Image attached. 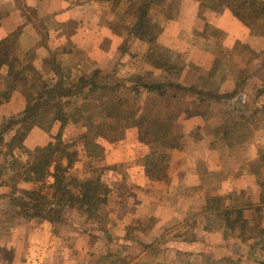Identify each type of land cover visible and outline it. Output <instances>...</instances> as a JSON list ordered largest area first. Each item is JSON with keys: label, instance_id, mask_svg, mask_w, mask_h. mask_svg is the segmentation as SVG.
Listing matches in <instances>:
<instances>
[{"label": "rangeland", "instance_id": "1", "mask_svg": "<svg viewBox=\"0 0 264 264\" xmlns=\"http://www.w3.org/2000/svg\"><path fill=\"white\" fill-rule=\"evenodd\" d=\"M150 1L116 0L111 7L108 5L111 14L102 17V25L99 26L104 31H99L95 41L88 38L80 40L81 35L75 41H54L46 30L42 44L50 57L44 67L48 70L55 67L58 59L60 75L57 77H66L69 83L89 76L97 68L103 69L108 77L123 82L126 94L133 97L137 88L144 90L141 84L146 82L196 86L207 93L221 94V100L200 99L190 92L167 87L155 95L142 92L138 100L148 105L168 103L169 100L176 102L179 113L173 131L193 149V177L201 179L200 190L194 194L197 208L200 209L201 194L205 193L208 202L216 197L222 198L221 205L229 207L232 215L226 219L223 212L214 211L206 215L205 210L188 214L186 219L182 215L169 236L171 242H166L164 237L156 241L149 238L152 245H148V241L140 245L143 236H150L149 231L156 224L148 213L145 218L141 216L143 221L136 217L141 196L134 192L136 188L128 186L130 181L125 178L129 175L127 165L118 161L125 153L123 147L131 144L134 163L143 165L146 148L138 143L137 131L124 129L120 139L113 143L100 138L98 142L105 156L100 161L86 158L80 140L85 129L80 124H70L63 130L62 138L72 145L71 151L78 156L70 171L71 176L82 180L101 177L111 193L96 218L81 217L77 211H67L55 223V234L66 243L65 264H166L177 252L179 255L175 259L180 264L264 263V58L242 45L234 49L225 46L224 35L211 24L214 17L208 16V12H217L202 6L203 3L213 4L211 0H167L161 6L154 4L147 16L146 39L130 38L138 10ZM190 2H200L201 6L198 9ZM24 13L29 19L38 20L31 10L24 9ZM206 17L212 19L207 20ZM256 33L261 31L256 29ZM151 38L154 41L150 43ZM11 47L14 57L22 52L20 48ZM207 48L213 53L212 57L204 56L203 50ZM149 54L153 58L161 56L167 59L172 68H156V59L148 57ZM34 59L35 55H27L23 62L33 63ZM255 62L258 67L250 72L249 65L253 63V67ZM206 68L211 69L209 73H206ZM67 69L71 73L61 76ZM46 78L50 80L48 74H37V78H32L34 82L26 83L24 97L33 85L38 89L46 84ZM3 119L0 118V123ZM209 144L213 148H209ZM211 151H215L212 156L209 155ZM18 158L23 162L28 160L26 155ZM2 159L0 155V161ZM5 180L10 185L18 184L16 177L1 179ZM50 180L53 178L49 177L48 183ZM38 186L33 184L30 188L35 190ZM185 191L182 189L181 192ZM45 194L52 199L54 191L46 190ZM128 194L132 201L129 206L132 240L122 244L121 235L117 234L119 230L115 232L118 228L116 220L119 221L116 211L125 206L124 198ZM163 203L161 198V205ZM148 205L142 212L151 210L152 204ZM180 207L186 208L188 204L182 203ZM238 211L243 212L241 218ZM18 212L12 202L3 203L0 208V241L10 235V228L18 220L24 219L18 218ZM112 213L114 217L109 216ZM229 222V235L222 238V227L225 228ZM204 227L208 228L207 233H202ZM164 230L157 227V234H163ZM183 236L187 239L185 245L178 240ZM191 239H200L201 244L192 247L188 242Z\"/></svg>", "mask_w": 264, "mask_h": 264}, {"label": "trees", "instance_id": "2", "mask_svg": "<svg viewBox=\"0 0 264 264\" xmlns=\"http://www.w3.org/2000/svg\"><path fill=\"white\" fill-rule=\"evenodd\" d=\"M167 0H152L138 10V18L133 24L129 37L132 39H146L147 16L151 7L156 4L164 5ZM213 4L203 3L204 8H209L217 13L230 11L235 18L245 26L255 27L264 18V1L262 0H211ZM4 40L0 43V68H8L9 78L25 81L32 67L23 70L16 68L18 59L14 57L13 50ZM151 38L148 42H153ZM152 56V57H151ZM156 59V68L170 69L171 63L163 58ZM141 80V79H140ZM138 80V82H140ZM66 77H59L54 84L46 83L41 87H30L26 94L25 110L14 117L3 119L0 123V186L11 188L10 202L19 209L18 218L26 220L41 219L57 223L67 211H77L88 218L97 217L102 206L107 204L111 193L109 186L101 177L94 180H82L71 176L70 171L77 162V153L71 151L72 145L62 138V132L68 125H79L85 129L80 140L85 156L88 159L103 160L104 154L98 140L100 138L115 142L120 139L124 129H135L137 141L146 148L143 158V167L146 177L152 182H168L169 168L172 157L171 151L184 149L183 137L176 135L173 124L178 117L179 110L176 102L148 105L138 100L139 95H155L165 91L167 87H174L195 94L200 99L209 97L221 100V94L207 93L196 86L181 84L143 83V91L137 88L135 96L126 94L123 82L117 81L106 75L105 70L97 68L89 76L81 77L75 82H68ZM16 90L15 83H10L1 93L2 103L8 102ZM34 91L37 93L34 94ZM161 95V94H160ZM55 123L61 124V132L55 142L33 151L26 149L24 142L34 128L50 132ZM78 144V143H77ZM26 155L27 161L23 162L18 157ZM8 177H16L17 185H10ZM53 178V183H48V178ZM38 184L35 190L19 187L20 184ZM46 190H53L50 199ZM222 198L216 197L207 201V213L214 211L223 212L228 219L232 215L229 207L222 206ZM210 203V204H209ZM209 204V205H208ZM241 218L242 211H238ZM213 218V216H210ZM226 223L224 234L229 231ZM264 248V246H263ZM264 264V263H261Z\"/></svg>", "mask_w": 264, "mask_h": 264}, {"label": "crops", "instance_id": "3", "mask_svg": "<svg viewBox=\"0 0 264 264\" xmlns=\"http://www.w3.org/2000/svg\"><path fill=\"white\" fill-rule=\"evenodd\" d=\"M115 1L116 0H0V43L4 40H9L8 43L15 46L16 49L20 48L22 51L15 56L18 59L16 62L17 69L21 71L26 67L33 68L24 82H22V80L12 81L8 75V68L5 66L0 68V100H2V90L7 89L10 83H15L16 85V90L9 101L0 105V118L14 117L25 110L26 98L23 93L24 87L26 83L28 84L31 81L34 82L32 78H37V74L38 76L48 74L50 80L48 81V78H46V83L54 84L58 81L57 76L60 75L58 71V59L56 60L55 67L49 70L44 67V63L50 57V54L43 48V33L47 30L48 34H52L51 37L54 41L59 39L75 41L80 35V40L88 38V40L92 39L95 41L99 31H104V29L100 27L102 25L101 19L102 17L110 16L111 13L108 11V5L111 7L114 5L112 3ZM190 3L197 6L198 9L201 6L200 2ZM24 9H29L34 12L39 21L29 19L25 15ZM99 10H104V12ZM208 16L214 17L213 19L206 18L207 20L212 19L211 24L215 26L219 33L221 32L224 35L226 47H232L234 49L237 45H242L264 58V18L258 22L256 27L251 28L245 26L228 10L217 14L208 12ZM45 26L46 29H44ZM256 29H259L261 33H256ZM13 36H15V38H12ZM203 53L204 56L212 57L210 48L203 50ZM27 55H35L33 63L30 62L31 64H25L23 62V57ZM252 64L249 65L250 72L255 71L254 69L258 67L256 62L253 67ZM210 70L209 68L205 69L206 73H209ZM34 72H36V75H32L31 77V74ZM70 73L71 70L67 69L65 74L61 76H68ZM60 131V123H55L50 132L34 128L26 138L24 145L29 151H33L39 147H45L53 143L54 138L57 137ZM186 143L187 141L185 142L184 140L185 146L183 150L170 152L172 160L169 168L168 182L150 181L145 175L143 165L134 163L135 158L132 155L131 146H129L131 144H127L123 147L125 153L120 155L118 161L127 165L129 175H127V177L125 176V178L130 181L127 183L128 186L132 189L136 188L134 192L136 191L137 195L141 196V206H139L136 211L137 213H135L137 214L136 217L142 219L145 218L148 213L149 217L152 218L156 224V227H153V229L149 231L150 236H143L140 245H143V242H149L148 245H152L149 238H151L152 241H156L158 238L164 237L166 242H171L169 236H171L178 222L181 221L180 217H182V215L184 219H186L188 214H197L198 210L202 213L205 210L207 204L205 193L201 194V210L197 208L196 192L200 190L199 181L201 179L193 177V149ZM208 147L213 148L211 144H209ZM214 152L215 151H211L209 155L212 156L215 154ZM52 183L53 180H50V184ZM19 187L31 190L33 184L23 183L20 184ZM182 189L186 190L185 193L181 192ZM10 195V187L0 186V208L3 203L7 205V202L10 201ZM161 198L162 200L164 199L163 205H161ZM204 199L205 201L203 203ZM131 202V197L128 194L124 198L125 206L116 211V216H118L116 219H119V221L116 220L118 228L117 226L115 227L117 228L115 232L117 233V230H119L117 234L121 235L119 239L122 244H128L129 240H132L129 228L131 225L130 217L132 216L129 211ZM147 203H149V205L152 204L150 207L151 210L142 212V210L147 209L145 206ZM182 203H187L188 207H180ZM183 211H185V213ZM205 213H207L206 210ZM206 215L211 214L207 213ZM109 216L114 217V214H109ZM143 220L144 219H142V221ZM157 227H163L165 232H163V234L161 232L157 234ZM54 229L55 224L45 220H18V222L10 228V235L4 239V241H0V264H65V259L67 257L66 243L60 240L59 235L55 234ZM224 229L225 228L222 227L223 233ZM207 232L208 228H202V233ZM224 236L223 234L222 238H224ZM184 237L185 236L178 239L179 243H182L181 245H185L187 241L186 237ZM188 242L192 247H198V245L201 244L200 239H191ZM177 254L179 255V252H177ZM177 254L174 253V258L168 260L166 264H180V262L175 259L177 258ZM193 254L196 256V253Z\"/></svg>", "mask_w": 264, "mask_h": 264}]
</instances>
